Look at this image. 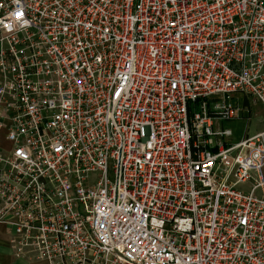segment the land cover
<instances>
[{"label":"built area","instance_id":"1","mask_svg":"<svg viewBox=\"0 0 264 264\" xmlns=\"http://www.w3.org/2000/svg\"><path fill=\"white\" fill-rule=\"evenodd\" d=\"M244 101L264 111V0H0L13 256L264 264V130Z\"/></svg>","mask_w":264,"mask_h":264},{"label":"rangeland","instance_id":"2","mask_svg":"<svg viewBox=\"0 0 264 264\" xmlns=\"http://www.w3.org/2000/svg\"><path fill=\"white\" fill-rule=\"evenodd\" d=\"M243 104L245 107H247L248 113L250 114V115L248 114L249 118L252 117L247 129V134L250 135L254 131L262 128L261 122L264 123V116L259 115L258 113L259 108L257 106H254V104L247 103L246 101H244ZM256 117L257 119H253ZM243 119H245L244 113H239L237 120L222 123V127L229 129L232 133L231 142L238 141L244 134L246 128L244 126V122L242 121ZM262 175L264 176V168L262 170ZM240 188L246 190L248 188V184L240 185Z\"/></svg>","mask_w":264,"mask_h":264},{"label":"crops","instance_id":"3","mask_svg":"<svg viewBox=\"0 0 264 264\" xmlns=\"http://www.w3.org/2000/svg\"><path fill=\"white\" fill-rule=\"evenodd\" d=\"M254 106H257L259 108L258 113L259 115H263L264 116V111L263 109L260 107V105L258 104H254ZM249 114V113H248ZM247 114V116H249ZM246 116V115H245ZM252 117L249 118V122L247 125V129L248 126L250 124ZM253 119H257L253 118ZM244 122V120H242ZM262 124V128L254 131L253 133H251L250 135H253L255 133L261 132L264 130V123L261 122ZM264 177V176H263ZM0 264H45L42 261H25L23 259H19L13 256L11 250L9 249V245H8V233L7 231L4 229L3 226L0 225Z\"/></svg>","mask_w":264,"mask_h":264}]
</instances>
